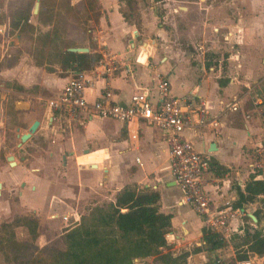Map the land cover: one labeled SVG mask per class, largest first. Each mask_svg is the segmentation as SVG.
Segmentation results:
<instances>
[{"label": "crops", "instance_id": "crops-1", "mask_svg": "<svg viewBox=\"0 0 264 264\" xmlns=\"http://www.w3.org/2000/svg\"><path fill=\"white\" fill-rule=\"evenodd\" d=\"M12 1L6 0L0 3V23H4L6 27H10V13L15 6V3H11ZM96 1L101 14L95 23V44L92 47L87 46L88 51L93 50L100 54L112 52L121 61L125 59L124 61L130 64L129 71L125 67H121L118 72L109 77L114 99L126 101L133 92L143 88H148L154 93L158 77L166 75L173 94L188 95L196 100L203 99L212 113L221 114L217 127L203 129L204 141L199 142L196 136H192L190 130H185L182 134L191 137L201 151L206 152L210 158H214L225 168L223 174H216L212 166L208 169L211 179L207 183L206 189L212 206L221 207L226 201L232 204L236 196V187L238 185L243 187L250 173L249 164L254 145L264 135V121L261 115L255 112L259 105L254 102L255 96L248 93V90L256 91L262 97V106L264 107V49L257 47L252 50L230 52L229 70H224L220 66H216L219 51L214 42L216 37L220 38V34L227 41L235 38L240 46H243L248 40L258 41L259 37L253 31L254 27L247 23L246 11L254 8L253 3L245 2L239 7L236 3L230 5L226 2L227 0H185L188 3L197 4V16L201 26L206 29V26L211 25L215 37L210 47H205V44L202 43L199 47L204 49L194 51L188 46L181 49L179 55L178 51L173 54L167 52L161 54L170 44L165 39L160 40L145 35L155 32L164 37L165 29L162 26L154 25L148 30L144 28L143 32L134 33L136 28L132 26L133 24H129L122 15L123 0ZM71 2L73 3L74 0ZM155 2L157 1L155 0ZM181 8L189 11L190 4L186 3ZM235 9L243 10V14L234 15ZM140 15L144 25H146L147 19L150 22L152 19L155 20L154 5L141 7ZM198 40L204 41L205 37L198 36ZM188 41L195 42L192 39ZM202 57L205 61H195L196 58ZM235 58H240L239 61L246 60L248 66L254 69L251 70L249 78H239L236 69L232 66ZM60 70L62 73L57 75L52 71L47 73L43 68V71L36 72L32 76L35 77L34 81L47 91L46 93H49L47 95H52L62 88L70 74L69 69L67 71ZM23 84L27 86V84ZM103 85V79H95L94 85L89 87L91 93H87L88 88L85 91L87 98L93 100ZM231 102L238 104L237 111L224 109L225 105ZM42 112L46 116L47 108L42 107ZM245 112H250L249 118L244 116ZM94 118L102 121L111 119L118 122V126L116 128L102 127L92 121ZM56 119L50 123L46 122L47 126L53 125ZM84 119L86 122L83 126L86 134L98 139L106 136L110 131L112 134L117 133L118 139H110L106 147H96L84 154L83 159L90 161H88V167L81 165L80 173L84 177H81L78 183L80 190L77 192L75 189V192L69 189L70 194L78 196L84 189L90 195L92 204H96L111 199L125 183L135 182L140 186H151L160 193L159 209L172 214L171 230L168 231L167 236L165 235L166 243L161 247V252H169L172 257H176L177 264H214V262L216 264H238L239 260L247 258L250 259V264H264V254L258 255L245 250L246 243L243 242L244 227L247 225V228L252 231L257 226L254 222L256 217L253 219L250 213L253 214L258 201L247 203L245 207H242L243 213L229 218L225 228L226 232L223 235L226 240L225 246L215 250L204 248L201 236L205 224L191 205L183 201L182 192L173 180L170 172L168 144L163 131L137 120L122 122L98 116H89ZM42 124L43 119H39V126ZM77 143V140H73L72 145H69L70 141L61 142L58 149L67 150L66 154L73 150L75 152ZM112 146L116 148L118 155L128 157L125 158L127 161H124L116 175L113 173L110 160L103 154V151H106L107 148L109 151ZM136 157H139L141 163L136 161ZM66 191L68 192V188ZM57 197L60 198V196ZM80 214L77 213L74 218H79ZM245 214L252 218V225H250L251 221L244 220ZM261 224L264 229V217ZM195 246L202 247L194 251ZM183 252H187V254L184 255ZM237 253H245L246 256L237 258ZM137 264H154L153 256L145 258Z\"/></svg>", "mask_w": 264, "mask_h": 264}, {"label": "rangeland", "instance_id": "rangeland-1", "mask_svg": "<svg viewBox=\"0 0 264 264\" xmlns=\"http://www.w3.org/2000/svg\"><path fill=\"white\" fill-rule=\"evenodd\" d=\"M4 1L6 0H0V3ZM13 1L11 3H15ZM22 1L25 6L34 2V0H20L19 3ZM136 1L130 5L127 1H123L121 9L132 16L130 20L134 22L132 26L136 28L134 33L143 32L144 28L148 30L154 25L165 29L164 37L155 32L145 34L152 38L165 39L170 44L161 54L165 52L173 54L178 51L180 55V50L188 46L194 51H199L204 49L199 47L202 43L205 47L212 45L215 37L214 29L211 25L206 26V29L201 26L196 3L194 5L185 0ZM87 2L89 1L86 0L83 7L77 10L68 5V0H43V23L36 21V14L32 11L30 20L34 23L33 27L12 29L0 23V264H18L17 259L9 261L7 257L19 256L20 252L24 255L23 259L27 258L29 251L30 257L37 259L40 253L35 251L34 243L62 246L61 231L71 225L70 221L77 213L85 212L93 205L90 195L84 189L78 196L69 193V189L74 191L76 189L77 192L80 190L78 183L80 178L84 177L80 173L81 165L88 167L90 161L83 159L84 154L96 147H106L110 139H118L117 133L112 134L110 131L106 136L98 139L86 134L83 126L85 119L68 121L60 118L56 119L53 125L47 126L42 107L45 109L46 98L54 94L47 95L49 93H46L47 91L42 89L32 76L36 72L43 71V68L47 73L51 71L57 75L62 73L56 60L57 53L66 45L83 43L85 46H94V30H96L94 18L95 12L100 9H97L93 2ZM226 2L230 5L236 3L239 7L245 2L253 3L254 8L246 11L247 23L254 27L253 31L259 37L258 41L248 40L243 46H240L235 38L227 41L222 34L220 38L216 37L214 43L219 51L216 66L229 70L230 52L252 50L257 47L264 49V0H227ZM186 3L190 4L189 11L181 8ZM149 5H154L155 20L152 19L150 22L147 19L144 25L142 20H137V16L140 15L141 7ZM240 13L243 14V10L235 9L234 15L239 16ZM72 22L76 25L71 24ZM46 30L49 31L48 35L44 34ZM16 33H19L18 38L15 36ZM198 36L205 37V40L199 41ZM189 39L195 42L191 43ZM11 40L13 44L10 43ZM209 59L212 61L211 58ZM201 60L205 61L204 57L195 59V61ZM234 60L232 66L236 69L239 78H249L251 70L254 69L248 66L245 59V61L243 59L239 61L240 58ZM90 90L88 88L87 93H91ZM261 118L264 121V114ZM33 119H43L42 126H38L28 139L18 145L20 139L17 134L25 131ZM99 120L92 119L102 127L118 126V122L111 119ZM73 140L78 141L75 152L73 150L66 154L67 150L58 149L61 142L70 141L69 145H72ZM9 154L15 157L14 165H11L6 158ZM103 154L110 160L115 175L118 174L124 161H127L125 158H128L118 155L113 146L109 151L108 148L103 151ZM82 160H84L83 164H81ZM64 214L68 219H62L61 216ZM23 215L38 219V236L35 239H31L24 225H16L17 219ZM6 222L8 226H5ZM9 229H13L18 242L12 241ZM21 242L27 243L28 250Z\"/></svg>", "mask_w": 264, "mask_h": 264}, {"label": "trees", "instance_id": "trees-1", "mask_svg": "<svg viewBox=\"0 0 264 264\" xmlns=\"http://www.w3.org/2000/svg\"><path fill=\"white\" fill-rule=\"evenodd\" d=\"M19 1H14L15 6L10 13V27L12 29L33 27L34 23L29 20L33 3L26 2L28 6H25V3ZM87 1H89L87 3L93 2L97 9H100L96 0ZM123 1H127L130 5L136 0ZM85 2L86 0H76L72 3L68 0V5L79 10ZM42 4L41 0L36 14V21L39 23L44 22ZM121 12L129 24H134L130 20L132 16L129 13L122 9ZM95 13L94 20L97 23L101 11ZM138 16L140 18L141 15ZM138 16L137 20L141 21ZM71 24L76 25L74 22ZM44 34L48 35L49 31L46 30ZM80 45L85 46L83 43L69 44L59 50L56 62L61 69L89 68L100 56V53L93 50L77 52L66 49L69 46ZM210 163L216 174L224 173L225 168L214 158L210 159ZM159 198V191L151 186H140L135 182L125 183L111 199L89 206L79 215L77 222L73 218L70 221L71 225L60 233L62 246L34 243L35 251L40 253L37 259L30 257V251L25 259L21 252L19 256L12 255L7 258L9 261L17 259L18 264H137L153 256L154 264H177L176 257H172L169 252H161V247L166 243L165 234L171 230L172 214L159 209ZM254 201H258L257 207L253 210L256 217L254 222L257 226L252 231L247 225L244 227L243 242L246 243L244 249L263 255L264 229L261 223L264 217V179L255 178L254 173L250 172L243 187L239 185L236 187V196L232 205L245 207L247 203ZM244 220L253 221L248 214L244 215ZM19 224L27 228L31 239L38 236V219L35 217L23 215L17 219L16 225ZM8 225L6 222L5 226ZM9 231L12 241L16 242L18 239L14 236L15 232L13 229ZM201 239L204 248L209 250L226 245V240L220 233L206 226L202 228ZM21 243L28 250L27 243ZM201 247L195 246L193 250L197 251ZM183 254L186 255L187 252ZM245 256V253L236 254L237 258Z\"/></svg>", "mask_w": 264, "mask_h": 264}, {"label": "built area", "instance_id": "built-area-1", "mask_svg": "<svg viewBox=\"0 0 264 264\" xmlns=\"http://www.w3.org/2000/svg\"><path fill=\"white\" fill-rule=\"evenodd\" d=\"M124 60L121 61L115 53L105 52L89 68H69L70 74L62 88L46 98V122L63 117L71 121L98 116L122 122L137 120L161 129L168 144L170 172L182 192L183 201L191 205L205 226L223 236L229 218L243 213V209L233 206L229 201L221 207L212 206L206 189L211 179L208 174L211 158L197 147L191 137L182 134L183 131L190 130L199 142L204 141L203 129L217 127L221 114L212 113L203 99L173 94L166 75L158 77L154 93L143 88L133 92L126 101L114 99L109 77L121 67L130 70V64ZM98 78L104 80V85L99 94L89 100L85 91ZM248 91L255 96L254 102L259 105L255 112L262 116V97L256 91ZM224 109L237 111L238 104L231 102ZM244 116L249 118L250 112H245ZM136 161L141 163L139 157H136ZM249 168L255 178L264 179V135L254 145ZM62 217L68 219L66 214ZM74 221L77 222L78 218ZM238 264H250V259H241Z\"/></svg>", "mask_w": 264, "mask_h": 264}, {"label": "water", "instance_id": "water-1", "mask_svg": "<svg viewBox=\"0 0 264 264\" xmlns=\"http://www.w3.org/2000/svg\"><path fill=\"white\" fill-rule=\"evenodd\" d=\"M38 8H39V0H35L34 1V5H33V9H32V12L33 13H37L38 11ZM16 38L19 37V34H16L15 35ZM11 44H13V40L10 41ZM67 50H70V51H77V52H85V51H88V47L86 46H69L66 48ZM39 126V119H34L28 126L27 130L22 132V133H18V136H19V139L20 141L18 142V145H20V143L22 141H25L27 138H29L31 136V134L37 129V127ZM213 146V143L211 144ZM7 160L9 161V163L11 165H14L15 164V160L13 159V155L12 154H9L6 156ZM64 158V157H63ZM0 187H1V183H0ZM250 216L255 219V216L250 213ZM214 264H216L214 262Z\"/></svg>", "mask_w": 264, "mask_h": 264}]
</instances>
